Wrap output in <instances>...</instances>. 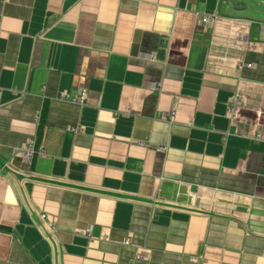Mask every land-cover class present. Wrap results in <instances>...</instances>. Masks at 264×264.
I'll list each match as a JSON object with an SVG mask.
<instances>
[{
    "label": "crops",
    "instance_id": "1",
    "mask_svg": "<svg viewBox=\"0 0 264 264\" xmlns=\"http://www.w3.org/2000/svg\"><path fill=\"white\" fill-rule=\"evenodd\" d=\"M261 23L264 0H0V264H264Z\"/></svg>",
    "mask_w": 264,
    "mask_h": 264
},
{
    "label": "built area",
    "instance_id": "2",
    "mask_svg": "<svg viewBox=\"0 0 264 264\" xmlns=\"http://www.w3.org/2000/svg\"><path fill=\"white\" fill-rule=\"evenodd\" d=\"M208 19H204V22H207ZM261 30L264 32V23L260 24ZM62 101H71L73 103H77L78 105H84L87 93L85 91H77L75 92V96L72 98L67 93H62L59 97ZM235 100V99H234ZM234 102V101H233ZM238 108L233 104V106L229 109L230 115H233L237 112ZM172 114V113H171ZM170 114V117L172 115ZM77 131H80L79 129ZM257 140L264 141V136L260 133L256 135ZM18 152L21 153V157L23 160V163L30 166L33 163L34 157L37 154L38 151H36V142L33 137H31L26 143H24L21 148L18 150ZM41 217L45 220H49L48 216L46 214H42ZM49 225L51 227L52 232L57 231V223L55 221H50ZM126 244H129V242H126Z\"/></svg>",
    "mask_w": 264,
    "mask_h": 264
}]
</instances>
